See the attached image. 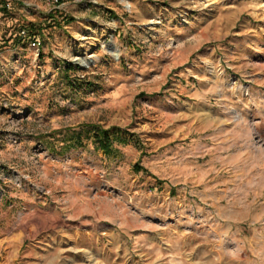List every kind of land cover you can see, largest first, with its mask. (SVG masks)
Returning a JSON list of instances; mask_svg holds the SVG:
<instances>
[{
    "label": "rangeland",
    "instance_id": "obj_1",
    "mask_svg": "<svg viewBox=\"0 0 264 264\" xmlns=\"http://www.w3.org/2000/svg\"><path fill=\"white\" fill-rule=\"evenodd\" d=\"M0 264H264V0H0Z\"/></svg>",
    "mask_w": 264,
    "mask_h": 264
},
{
    "label": "trees",
    "instance_id": "obj_2",
    "mask_svg": "<svg viewBox=\"0 0 264 264\" xmlns=\"http://www.w3.org/2000/svg\"><path fill=\"white\" fill-rule=\"evenodd\" d=\"M69 66V65H68ZM93 131L90 136L91 143L95 149H102L107 151L110 146L109 132L107 128L101 127L100 125L92 124ZM133 168L136 170L141 168L137 162L133 164Z\"/></svg>",
    "mask_w": 264,
    "mask_h": 264
},
{
    "label": "built area",
    "instance_id": "obj_3",
    "mask_svg": "<svg viewBox=\"0 0 264 264\" xmlns=\"http://www.w3.org/2000/svg\"><path fill=\"white\" fill-rule=\"evenodd\" d=\"M21 31H23V30H21ZM31 44H34V42H33V41H31Z\"/></svg>",
    "mask_w": 264,
    "mask_h": 264
}]
</instances>
